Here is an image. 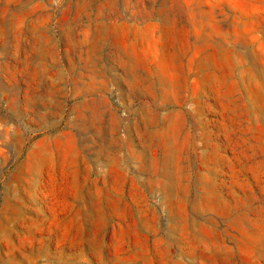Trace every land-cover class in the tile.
Wrapping results in <instances>:
<instances>
[{
  "label": "rangeland",
  "instance_id": "rangeland-1",
  "mask_svg": "<svg viewBox=\"0 0 264 264\" xmlns=\"http://www.w3.org/2000/svg\"><path fill=\"white\" fill-rule=\"evenodd\" d=\"M0 264H264V0H0Z\"/></svg>",
  "mask_w": 264,
  "mask_h": 264
}]
</instances>
